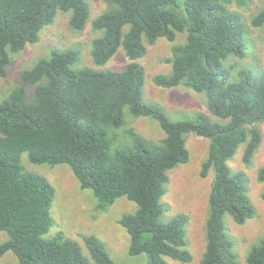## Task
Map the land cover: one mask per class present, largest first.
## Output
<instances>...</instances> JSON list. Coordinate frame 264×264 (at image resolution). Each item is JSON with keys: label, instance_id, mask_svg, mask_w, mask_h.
<instances>
[{"label": "trees", "instance_id": "1", "mask_svg": "<svg viewBox=\"0 0 264 264\" xmlns=\"http://www.w3.org/2000/svg\"><path fill=\"white\" fill-rule=\"evenodd\" d=\"M232 1L245 0H104L106 11L92 22L102 35L92 41L91 56L102 65L121 47L127 56L121 70L76 69L74 50H53L20 71L19 85L0 101V232L7 236L0 242V258L7 252L15 257L6 264H88L74 240L43 236L53 222L54 191L44 176L25 170L23 152L33 164L67 165L80 187L92 191L96 210L119 197L132 201L136 210L118 220L129 236V255H146L145 264H169L166 258L189 262L188 216L160 219L167 171L189 157L187 132L209 139L200 175L213 172L204 250L197 264H240L224 217L240 225L254 218L256 209L247 195L246 175L232 171L227 160L243 145L242 162L248 165L261 145L264 69L254 74L240 68L231 80L223 67L228 56L244 55V22L225 7ZM58 10L71 11L72 28L84 27V0H0V78L6 76L12 54L35 43ZM251 23L264 24V7ZM177 33H185V40L171 47L166 59L171 71L154 75L153 83L162 88L183 84L204 93L216 120L197 112L193 119L173 122L159 105L142 100L144 70L137 60L146 54V44L159 37L174 41ZM125 110L155 119L163 139L151 142L124 128ZM256 179L264 182V165ZM260 196L264 200V191ZM83 241L96 264H123L110 257L96 236ZM250 245L246 264H264V238Z\"/></svg>", "mask_w": 264, "mask_h": 264}, {"label": "rangeland", "instance_id": "2", "mask_svg": "<svg viewBox=\"0 0 264 264\" xmlns=\"http://www.w3.org/2000/svg\"><path fill=\"white\" fill-rule=\"evenodd\" d=\"M87 4L88 17L84 27L80 30L69 24L71 11L56 12L53 21L44 25L38 34V40L27 44L21 51L11 56L5 77L0 78V101L19 85L20 71L33 66L38 59L47 57L53 50H74L76 69L91 68L99 71L121 70L127 62V56L120 47L114 55L102 65H95L91 56L92 41L102 35L101 30L92 27L93 20L106 11L104 0H84ZM226 9L237 13L245 25L244 55L228 56L223 61V67L228 68L231 80L237 79V70L248 68L254 74L264 69V24L254 26L252 18L264 7V0H245L241 3L232 1L225 4ZM185 40V33H177L174 41L159 37L153 44H146V54L137 60L144 70L142 85V100L145 103L159 105L167 117L173 121L193 119L197 112H205L211 119L206 106L204 93H195L183 84L172 88H162L153 83L156 74H169L171 64L166 62L171 57V47ZM33 87L27 89L30 96ZM131 127L141 137L151 142H159L165 136L158 122L148 116L133 117L125 110L124 128ZM120 128L117 131H121ZM261 145L253 160L245 165L242 162L243 145L227 160V164L234 172L242 171L248 180L247 195L256 209V216L243 224H236L230 216L224 217L229 239L240 264H246L245 255L248 246L256 244L264 238V182L256 179V171L264 165V123H259ZM130 141V140H128ZM184 146L189 152L188 160L179 163L167 171L168 182L165 193L160 198L163 212L162 221H168L176 214L184 213L188 216L186 229L187 248L192 257L189 262L181 263L166 258L169 264H197L204 250V223L207 213V196L213 172L206 176L200 175L201 163L207 156L209 139L192 132L184 134ZM21 164L26 171L44 176L51 184L54 197L50 207L53 222L43 235L51 238L58 234L74 240L88 259V264H96L90 257L83 239L96 236L106 246L110 257L123 264H145L146 255L131 256L128 254L129 236L118 223L119 218L126 213L136 210L135 204L126 197H119L112 205L102 210H96L97 199L90 189H82L65 164L48 165L33 164L28 161L27 153L20 156ZM7 238L0 232V242ZM15 262V257L7 252L0 258V264Z\"/></svg>", "mask_w": 264, "mask_h": 264}]
</instances>
